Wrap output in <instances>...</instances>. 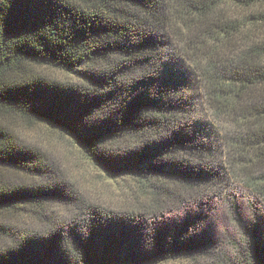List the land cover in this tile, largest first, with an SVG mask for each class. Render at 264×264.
Returning <instances> with one entry per match:
<instances>
[{"label": "trees", "instance_id": "16d2710c", "mask_svg": "<svg viewBox=\"0 0 264 264\" xmlns=\"http://www.w3.org/2000/svg\"><path fill=\"white\" fill-rule=\"evenodd\" d=\"M237 1L0 0V264H264L257 214L245 221L233 199V252L216 253L209 230L233 178L264 199V40L231 17L225 3ZM12 118L66 135L112 201L60 180ZM7 169L44 184L8 182ZM51 202L69 220L45 215L38 231L1 221Z\"/></svg>", "mask_w": 264, "mask_h": 264}, {"label": "rangeland", "instance_id": "374dc122", "mask_svg": "<svg viewBox=\"0 0 264 264\" xmlns=\"http://www.w3.org/2000/svg\"><path fill=\"white\" fill-rule=\"evenodd\" d=\"M250 1L228 2L225 5L233 19L247 29L253 28L252 38L254 41L264 40V23L259 19L257 21V18L264 14V5L261 3L250 4ZM45 72L55 78L68 80V77L59 70L45 68ZM165 72H169L175 78L174 83L188 84L187 75L192 77L189 73L185 74L184 70L175 63H169L165 66ZM197 90L200 91L199 86ZM10 123L16 130L19 140L23 144L39 148L49 160V166L57 173L59 179L78 191L84 199L107 204L112 201L109 194V189H111L109 188V181L103 177L100 170L85 158L81 150L66 135L41 122L29 124L21 119L12 118ZM5 180L17 184L27 182L37 186L44 184L45 178L42 176L32 177L25 172L7 169ZM232 181L228 189L230 198H223V201H219V204L210 210L209 230L217 235L216 253L220 254L232 253L235 242L241 239L240 224L231 207V199L238 206L237 210L242 214L245 221H249L257 214L256 216L264 230V199L256 196L241 181H234V178ZM251 204H254L256 211H253ZM45 215L57 221H67L69 220L70 208L67 205L51 202L45 205V211L41 213L26 212L17 217L6 216V219L1 221L11 225L14 229L38 231L45 225ZM165 264L194 263L184 258H177Z\"/></svg>", "mask_w": 264, "mask_h": 264}]
</instances>
